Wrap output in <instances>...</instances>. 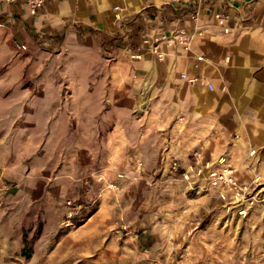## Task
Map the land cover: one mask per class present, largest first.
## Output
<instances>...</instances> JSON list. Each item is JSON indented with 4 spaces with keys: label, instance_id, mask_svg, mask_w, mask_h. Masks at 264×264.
<instances>
[{
    "label": "rangeland",
    "instance_id": "1",
    "mask_svg": "<svg viewBox=\"0 0 264 264\" xmlns=\"http://www.w3.org/2000/svg\"><path fill=\"white\" fill-rule=\"evenodd\" d=\"M177 79L95 40L22 50L0 27V264H264V208L209 188L231 145L217 99ZM234 160L243 180L260 166L245 145Z\"/></svg>",
    "mask_w": 264,
    "mask_h": 264
},
{
    "label": "crops",
    "instance_id": "2",
    "mask_svg": "<svg viewBox=\"0 0 264 264\" xmlns=\"http://www.w3.org/2000/svg\"><path fill=\"white\" fill-rule=\"evenodd\" d=\"M114 6L129 24L116 20ZM193 7L163 0H59L46 1L33 14L26 3L16 1L0 3V27L11 41L29 48L98 41L111 55L124 56L136 74L163 88L176 77L185 82L183 71L208 77L215 91L185 83L197 95L216 97L218 128L231 141L222 154L235 161L236 151L248 146L260 162L249 171L264 177V0H204L198 20L190 18ZM216 12L228 14L227 27L218 23ZM177 30L191 38L190 46L175 44L165 60L142 46L144 33ZM138 52L142 56L133 57ZM198 55L204 59L197 60Z\"/></svg>",
    "mask_w": 264,
    "mask_h": 264
},
{
    "label": "built area",
    "instance_id": "3",
    "mask_svg": "<svg viewBox=\"0 0 264 264\" xmlns=\"http://www.w3.org/2000/svg\"><path fill=\"white\" fill-rule=\"evenodd\" d=\"M16 1H22L26 3L31 13L35 14L39 8L46 1H59V0H0V3H13ZM168 4H193L194 7L190 11V18L198 20L202 11V3L204 0H163ZM116 12V20L121 25H127L130 23L129 19L121 14V8L114 6ZM215 18L222 26L227 27L228 14L225 12H216ZM129 34H125L127 38ZM142 46H147L149 50H152L159 60H165L168 57V49L172 48L175 44L182 45L186 49L189 48L191 38H188L182 31H175L173 33H167L162 31L159 33L150 34L144 33ZM19 49H27L25 44H17ZM142 54L140 52L135 53L133 57L140 58ZM203 55H198L197 60H203ZM180 78L187 82L191 86H200L207 91H214L216 85L208 77L203 75H190L188 72L183 71L180 73ZM226 88V86H224ZM237 139V135L234 136ZM254 154L255 151H251ZM175 169L176 166L174 167ZM261 176L258 173H253L250 180H243L238 174L237 169L232 166L225 156L219 157L218 165L214 168H210L208 172V184L209 188L214 191V194L222 201L224 207H227L229 211L234 212L240 216L246 217L256 207L264 208V185L260 182Z\"/></svg>",
    "mask_w": 264,
    "mask_h": 264
}]
</instances>
